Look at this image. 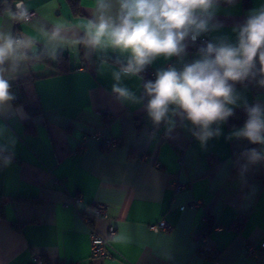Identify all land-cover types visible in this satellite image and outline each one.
Here are the masks:
<instances>
[{
    "label": "crops",
    "instance_id": "0c3cea01",
    "mask_svg": "<svg viewBox=\"0 0 264 264\" xmlns=\"http://www.w3.org/2000/svg\"><path fill=\"white\" fill-rule=\"evenodd\" d=\"M2 2L7 7L0 11V32L30 39L33 47L9 81L20 100L0 105V147L11 155L0 161V264L39 258L49 264H264V257L257 260L247 251L264 242V155L252 162L245 154L264 146L229 138L244 123L229 126L227 120L219 136L201 143L189 121L176 116L171 126L157 125L147 115L146 98L136 103L113 93L112 72L121 54H86L82 45L54 48L51 30L63 24L85 31L94 0H79L81 14L66 0H22L36 15L20 23L14 6L21 0ZM251 2L247 9L242 1L220 0L216 21L222 26L201 37L235 42L233 29L264 5ZM187 53L183 62L197 58V51ZM59 59L66 71L57 67ZM169 65L179 68L182 62L160 57L147 69L154 80ZM121 83L143 96L141 74ZM236 89L249 105H264V87L254 80ZM28 107L41 112L32 115ZM244 116L240 103L230 118ZM107 138L118 144L104 148ZM175 182L187 188L177 191ZM198 200L202 205L192 206ZM99 203L107 205V216L87 222ZM207 211L219 226L210 234V245L220 251L217 260L198 250ZM161 220L171 230H155ZM92 228L108 239L105 258L91 256Z\"/></svg>",
    "mask_w": 264,
    "mask_h": 264
},
{
    "label": "clouds",
    "instance_id": "9594fccd",
    "mask_svg": "<svg viewBox=\"0 0 264 264\" xmlns=\"http://www.w3.org/2000/svg\"><path fill=\"white\" fill-rule=\"evenodd\" d=\"M232 4L235 0H226ZM220 0H94L92 18L85 31L57 24L48 35L54 48L82 45L87 53L113 52L118 70L113 93L136 103L145 98L147 115L155 124L169 126L179 116L198 131L201 143L221 134L220 125L244 104L247 119L242 127L229 133V138H244L264 146V105H249L236 89L237 83L254 80L264 87V5L253 9L243 24L234 28L236 41L227 37L208 40L197 48V58L183 62L189 45H196L206 33L218 30L216 21ZM17 7H22L21 2ZM23 15V14H22ZM33 41L0 32V105L11 101L10 79L29 59ZM176 57L177 68L169 65L155 73L154 80L143 84V96L137 97L121 81L122 77L139 76L158 58ZM250 161H257L264 151L246 150Z\"/></svg>",
    "mask_w": 264,
    "mask_h": 264
},
{
    "label": "built area",
    "instance_id": "2783aa9c",
    "mask_svg": "<svg viewBox=\"0 0 264 264\" xmlns=\"http://www.w3.org/2000/svg\"><path fill=\"white\" fill-rule=\"evenodd\" d=\"M19 3V2H18ZM23 14V15H22ZM36 13L34 10H31L26 7V5L22 2V7H17V3L14 6V16L17 20V22H23V21H28L32 20L35 17ZM208 41L205 38L200 37L196 43V45H189L190 50L197 51V48L200 46L201 43ZM143 77V81L147 80H153L154 78V73L152 70L147 69L141 73ZM14 96V102L20 100V94L19 91L16 90V93ZM102 115L110 117L111 114L108 111H102ZM118 144L117 139H111L107 138L103 140V147L106 149H112ZM187 188L186 183L182 182H175V189L177 191L183 190ZM202 205V201H194L192 202V206L194 207H199ZM107 216V205L99 203L95 206L94 208V213L91 216H86L87 222H92L96 218L100 217H106ZM202 227L200 232L198 233L196 239H197V244H198V250L200 253L209 256L213 260H217L220 257V251L216 250L210 245V234L211 232L218 228L219 226L215 223L213 220V217L211 216L210 212H206L202 216ZM153 228L155 230L158 229H163L165 231L171 230V226L165 221L161 220L158 222V224L154 225ZM115 230L112 228L111 233H114ZM107 244H108V239L101 233H99L96 229L92 228L91 230V256L93 258H105L107 257L108 251H107ZM247 251L248 254L255 259H261L264 257V242L260 244V246H255V245H248L247 246ZM32 264H49L48 262L44 261L43 259L39 258L34 261ZM63 264V263H62Z\"/></svg>",
    "mask_w": 264,
    "mask_h": 264
},
{
    "label": "trees",
    "instance_id": "16d2710c",
    "mask_svg": "<svg viewBox=\"0 0 264 264\" xmlns=\"http://www.w3.org/2000/svg\"><path fill=\"white\" fill-rule=\"evenodd\" d=\"M66 1L70 5L71 9L73 10V12L75 14H81L82 13L79 0H66ZM237 1H242L243 6L245 8H247V9L250 8L251 5H252L251 0H235V2H237ZM4 2H2L0 4V11H3L7 7ZM221 2L224 3V4H229V3L226 2V0H221ZM63 60H65V59H63ZM61 62H62V59H59L58 64H57V67L59 69H62V71H66L67 69L66 68H65V70L63 69V67L61 65ZM248 82L249 81H245L243 83H237L236 86H239V85H242V84H246ZM28 110H29V112L32 115L39 114L41 112L38 109L31 108V107H28ZM246 119H247L246 116H244V117H242V118H240L238 120L229 118L228 119V124H229V126H233V125L238 124V123H245ZM10 157H11V155L9 154V152L3 150L0 147V161H7ZM18 200H21V201H34L33 199H27V198H18ZM3 206H4V198H2V200H1L0 210L3 209ZM14 226L17 227V228L19 227L18 224H14Z\"/></svg>",
    "mask_w": 264,
    "mask_h": 264
}]
</instances>
